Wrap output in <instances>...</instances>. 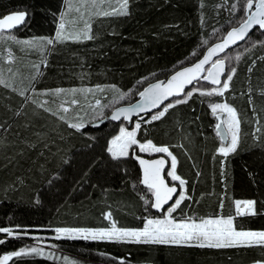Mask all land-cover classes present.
<instances>
[{
    "label": "trees",
    "instance_id": "obj_1",
    "mask_svg": "<svg viewBox=\"0 0 264 264\" xmlns=\"http://www.w3.org/2000/svg\"><path fill=\"white\" fill-rule=\"evenodd\" d=\"M72 3L91 24L93 39L47 45L46 40L59 31L66 0H0V17L28 13L19 29L0 33V228L19 234L0 244V256L39 241L47 245L48 256L21 255L8 264L264 263V246L259 244L201 248L49 238L57 228L110 229L113 223L117 228H139L144 217L163 216L145 210V199L153 197L142 185L134 154L117 159L106 151L120 128L131 131L132 124L109 121L100 128L90 124L135 102L150 83L192 65L221 41L220 34L226 36L237 26L228 23L236 0H129L128 14L120 16L95 14L110 11L117 0H105L103 5L99 0L95 4L88 0L84 6L81 0ZM79 15L75 11L65 15V35L83 29V21L70 24ZM23 40L36 43L17 42ZM262 42L264 32L257 29L226 52L235 73L223 97L196 91L160 120L141 122L136 137L167 146L177 157V174L187 181L190 197L181 205L188 216L231 215L237 230L252 232L264 231ZM225 61L228 72L229 60ZM201 85L203 90L212 87ZM57 89L64 91L50 94ZM212 103H228L239 119L238 147L227 157L219 152L224 143L216 133ZM99 113L103 115L97 118ZM80 121L83 128L70 126ZM236 200H254L256 214L235 216ZM25 232L42 237H24Z\"/></svg>",
    "mask_w": 264,
    "mask_h": 264
},
{
    "label": "snow or ice",
    "instance_id": "obj_2",
    "mask_svg": "<svg viewBox=\"0 0 264 264\" xmlns=\"http://www.w3.org/2000/svg\"><path fill=\"white\" fill-rule=\"evenodd\" d=\"M93 4L96 0H92ZM83 5L84 0H81ZM237 4L240 7H237ZM129 0H117L116 6L111 10L95 13L102 16H120L128 14ZM65 12L59 16V31L56 32L54 39H47L46 44L52 45L56 41L64 39H93L90 35L91 24L83 20V13L80 7L73 8L72 0H66ZM73 11L79 13L78 17H73L70 24L75 26L83 21V29L81 31H69L65 35V15ZM233 14V19L228 21L230 25H237L227 32L226 36L220 34L217 38L221 42L216 43L214 46L206 50V54L199 58L192 66H185L175 71L166 81L159 80L156 83L150 84L144 91H140L139 95L142 97V102L131 105L126 108H117L109 117L112 121H119L121 117L124 120L131 122L132 130L129 131L121 127L119 134L110 140V146L106 151L111 154L113 158H122L129 156V150L133 149L134 152L151 156L153 154H166L170 157L169 170L166 176L169 178L167 181L165 175H162L166 159L164 157L156 159H144L140 155L134 158L138 160L142 167V184L146 190L151 193L154 199H145V210L150 212L154 209L156 212L163 213L162 217L146 216L144 223L139 228H117L113 223L112 228L104 229H88V228H57L55 229L58 234L64 235L72 239H107V240H131L143 243H158V244H172V245H189L208 248H227L234 246H253L256 244L264 246V231L252 232L237 230L234 226V217L217 216L215 218H200L188 216L185 209L181 205L186 199H190L186 195V190L183 186L187 183L180 175L177 174V157L169 150L167 146H157L151 140L141 142L137 140V132L141 129V122L149 124L153 121L160 120L170 108L180 103H186L187 98H191L194 92L198 91L201 96L207 95L223 97L226 90L229 88V82L235 73V68L231 66V58L226 53V49L232 45L237 44L238 41L245 40L250 30L254 26H258L259 30H264V0H236L230 9ZM240 12V16L236 13ZM26 11H17L12 14L0 17V33L16 28L18 25L26 23ZM219 30L213 33L216 35ZM15 39V37H12ZM27 46H32L36 43L35 40L17 41ZM207 44V41H204ZM264 43V42H262ZM254 46V45H253ZM224 53L220 59L213 60L212 57ZM11 55V53L9 54ZM238 58V57H236ZM229 60L228 72L225 73V60ZM210 65V68H206ZM39 67V65H35ZM38 74V73H37ZM221 76H224V82H221ZM35 78V77H34ZM202 81H207L212 86L209 90H203L201 85ZM2 82V81H0ZM191 85L188 91H185L186 86ZM197 85H201L200 88ZM63 89H57L51 92V95H57L63 92ZM71 91H75L74 89ZM87 91V89H85ZM44 94V93H40ZM20 95H25L22 91ZM175 98V99H170ZM168 100L167 104L164 101ZM73 104L77 101L73 100ZM99 105V101L96 102ZM163 104V107H160ZM44 107L43 104L40 105ZM159 109V111L152 112L148 119L140 116L144 113L147 116L148 112L152 109ZM65 112L68 109H63ZM211 111L213 114L219 112L221 115L226 113V117L220 119L215 125L216 133L221 141L224 142L223 146L219 148V152L227 157L230 153H234L238 147V129L239 120L237 118L236 109L231 107L228 103H212ZM137 115L139 119L133 121L132 116ZM103 113L96 114L97 118L102 116ZM63 119V117H61ZM72 128L80 129L84 127L83 121L73 123L70 125ZM135 146V148L133 147ZM179 182L180 192L178 193L177 184ZM176 197L173 199V197ZM171 201V203H169ZM164 205H168L167 208ZM254 200L235 201V216H242L245 214L255 215ZM243 206V207H242ZM188 206L185 205V208ZM222 208V205H221ZM180 210L177 213V210ZM177 214V215H174ZM111 217V213L107 214ZM0 233H5L7 236L13 235L11 228H0ZM5 243V240L0 239V244ZM28 254H42V250L37 247L30 249H20L14 251L9 255L0 258V264H8L13 257Z\"/></svg>",
    "mask_w": 264,
    "mask_h": 264
},
{
    "label": "water",
    "instance_id": "obj_3",
    "mask_svg": "<svg viewBox=\"0 0 264 264\" xmlns=\"http://www.w3.org/2000/svg\"><path fill=\"white\" fill-rule=\"evenodd\" d=\"M14 13V12H13ZM10 14H12V13H10ZM27 19H28V15L26 16V21H27ZM21 26H23V24L22 25H18L16 28H14V29H11V30H8V31H4V32H2V33H11V32H14L15 30H17V29H19ZM257 29H259V27L258 26H254L253 27V29L252 30H250L249 31V33H248V35H247V37L245 38V40H241V41H238L237 42V44H235V45H232V46H230V47H228L225 51L226 52H228L229 50H232V49H234V48H236L237 46H239V45H241V44H243ZM230 31V30H229ZM262 32H264V30H261ZM218 42H221V41H218ZM218 42H216V43H218ZM216 43H214V44H212L211 46H209V47H212V46H214ZM208 47V48H209ZM207 48V49H208ZM206 49V50H207ZM206 54V51H205V53H204V55ZM224 55V53H219L218 55H216V56H213L212 57V59L213 60H216V59H220V57L221 56H223ZM202 58V57H201ZM189 66H192V65H189ZM206 68H210V65H206L205 66ZM175 73V72H174ZM173 73V74H174ZM225 73H227V64H226V61H225ZM172 75V74H171ZM170 75V76H171ZM170 76L167 78V79H169L170 78ZM167 79H161V80H164V81H166ZM221 82L223 83V80H224V76H221ZM159 80H157V81H155V82H152V83H156V82H158ZM152 83H150V84H152ZM202 83H205V84H208V85H210V83L209 82H207V81H202ZM149 84V85H150ZM149 85H147L142 91H144ZM189 87H191V85H189V86H186V88H185V91H187L188 90V88ZM170 99H175V98H170ZM140 102H142V97L139 95V97H138V99L135 101V102H133V103H131V104H127V105H121V106H119V107H117V108H126V107H129V106H131V105H134V104H137V103H140ZM169 101L168 100H165L164 101V104H167ZM160 107H163V104L160 106ZM117 108H115V109H117ZM115 109L113 110V112L115 111ZM156 111H159V109L157 108V109H152L150 112H148V114H147V116L148 115H150V114H152V112H156ZM112 112V113H113ZM111 113V114H112ZM111 114L108 116V117H106V118H104V119H102V120H99V121H97V122H94V123H92L90 126L92 127V128H100V127H102L104 124H106L107 122H109V121H112V120H110L109 119V117L111 116ZM140 116H144V118H146L147 116H145V114L144 113H140ZM221 116V115H220ZM136 118H139L137 115H133L132 116V120H134V119H136ZM112 122H115V123H121V122H126V123H128V124H130L131 125V122H129V121H127V120H124V118L123 117H121V120H119V121H112ZM223 142V141H222ZM224 143V142H223ZM136 155H138V154H134V157L136 156ZM144 159H150V158H147V157H144V156H142ZM160 157H164L165 159H166V164H165V166H164V169H163V172H162V175H165V179H166V181L168 180L167 179V177H166V172L168 171V169H169V164H168V161H169V159L167 158V157H165V156H160ZM160 157H157V158H160ZM135 159V158H134ZM152 159H156V158H152ZM136 160V159H135ZM137 162H138V160H136ZM138 164H139V162H138ZM139 166H140V169H141V182H142V178H143V176H142V167L143 166H141L140 164H139ZM143 185V184H142ZM144 186V185H143ZM145 187V186H144ZM178 187V193L180 192V188H179V186H177ZM176 197L174 196L173 197V199H175ZM153 199H154V197H153ZM169 203H171V201L169 202ZM164 207L165 208H167L168 207V205H164ZM154 210V209H153ZM155 211V210H154ZM156 212V211H155ZM3 257V256H2ZM2 257H0V258H2ZM10 262V261H9ZM8 262V263H9Z\"/></svg>",
    "mask_w": 264,
    "mask_h": 264
},
{
    "label": "rangeland",
    "instance_id": "obj_4",
    "mask_svg": "<svg viewBox=\"0 0 264 264\" xmlns=\"http://www.w3.org/2000/svg\"><path fill=\"white\" fill-rule=\"evenodd\" d=\"M88 0H84V3H83V6L86 4V2H87ZM105 0H99V2L101 3V5H103V2H104ZM91 2H92V0H91ZM93 3V2H92ZM10 57V56H9ZM214 115V117H215V119H216V124L220 121V119H223L224 117H226V113H224L223 115H221L219 112H217L216 114H213ZM221 115V116H220ZM237 118H238V116H237ZM102 119H104V118H101V119H98V120H95V121H93L92 123H94V122H97V121H99V120H102ZM239 120V119H238ZM91 123V124H92ZM90 124V125H91ZM240 125V124H239ZM238 135H239V129H238ZM134 148H135V146H133ZM135 153H137V154H139L138 152H134L133 151V149H130L129 150V155H131V154H135ZM141 154V153H140ZM142 155H145V154H142ZM154 155H156V156H165V157H167V155L166 154H160V153H158V154H153V155H151V156H154ZM147 156V155H146ZM145 157V156H144ZM168 159H169V161H170V157H167ZM183 188L185 189V186H183ZM243 207V206H242ZM23 236L24 237H32V238H37V239H40L42 236L41 235H38V234H28V233H26L25 232V234H23ZM0 237H1V239H3V240H5V239H7V238H17V237H19V234L18 233H16L15 231H13V235L12 236H7V234H5V233H0ZM49 238H51V239H72V238H68V237H66V236H64V235H60L59 236V238H58V234L57 233H54L53 235H51V236H49ZM77 239H79V238H77ZM89 240H92V239H89ZM119 241V240H107V239H97L96 241ZM93 241H95V240H93ZM122 242H135V241H131V240H125V241H122ZM32 243H34V244H31L29 247H26V249H30V248H32V247H37V248H40L41 250H42V254H40V256H48V253H46L45 251H48L49 249H47V245L46 244H43V243H41V242H39V241H34V242H32ZM234 247H237V246H234ZM29 255V254H28ZM31 255H36V254H31ZM258 264H264V263H258Z\"/></svg>",
    "mask_w": 264,
    "mask_h": 264
},
{
    "label": "crops",
    "instance_id": "obj_5",
    "mask_svg": "<svg viewBox=\"0 0 264 264\" xmlns=\"http://www.w3.org/2000/svg\"><path fill=\"white\" fill-rule=\"evenodd\" d=\"M245 215H247V214H245ZM245 215H242V216H245ZM248 215H252V214H248ZM169 245H172V244H169ZM180 246L194 247L195 245H193V246H189V245H180ZM196 247H199V246H196ZM201 248H204V247H201ZM207 248H208V247H207Z\"/></svg>",
    "mask_w": 264,
    "mask_h": 264
},
{
    "label": "flooded vegetation",
    "instance_id": "obj_6",
    "mask_svg": "<svg viewBox=\"0 0 264 264\" xmlns=\"http://www.w3.org/2000/svg\"><path fill=\"white\" fill-rule=\"evenodd\" d=\"M6 255V254H5ZM5 255H2V256H5ZM2 256H0V257H2Z\"/></svg>",
    "mask_w": 264,
    "mask_h": 264
}]
</instances>
